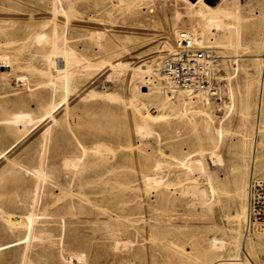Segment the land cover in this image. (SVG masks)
<instances>
[{
	"label": "rangeland",
	"instance_id": "obj_1",
	"mask_svg": "<svg viewBox=\"0 0 264 264\" xmlns=\"http://www.w3.org/2000/svg\"><path fill=\"white\" fill-rule=\"evenodd\" d=\"M130 2L0 0V264H224L234 255L227 244L215 252L212 241L230 244L238 235L236 194L251 156L236 130L244 84L261 74L264 0L239 1L240 47L226 30L198 46L223 61L215 63L223 79L220 97L207 100L205 132L201 100L185 113L162 111L160 83L145 74L174 55L175 33L192 35L197 11L180 0ZM52 41L68 68L47 63ZM64 89L68 100L43 117ZM256 96L254 87L251 103ZM221 129L219 163L197 150L212 149ZM200 165L218 190L217 213L198 202L209 187ZM248 256L260 264L264 252Z\"/></svg>",
	"mask_w": 264,
	"mask_h": 264
},
{
	"label": "bare ground",
	"instance_id": "obj_2",
	"mask_svg": "<svg viewBox=\"0 0 264 264\" xmlns=\"http://www.w3.org/2000/svg\"><path fill=\"white\" fill-rule=\"evenodd\" d=\"M105 1L106 0H98V4H103ZM136 1L137 0H135V3L130 2V3H132L131 5L137 4ZM180 1H182L188 7L189 10L195 11V12L197 11L196 12L197 13V18H196V20L194 22L195 23V27L193 29L192 35H190L189 33H185V34L189 35L190 40H191L192 44L194 45L195 49H204V48H200L198 46H202V44L206 41V39L209 41L210 37L212 39H214L216 37V35H219V32L223 31V30H226L230 34V37H232L231 40L234 42L235 49H236V46L240 47L241 44L238 41L240 39L237 36L235 37L236 29L241 26L240 25L241 23L244 22V21H242V22L239 23V20H237V18L240 15V13H239V8H240V2L239 1L240 0H223V1L220 0V2L218 3V5L215 8L210 7V5L213 2L212 0H198L197 2H196V0H180ZM230 1H232V2H230ZM117 2L119 4V6H122L123 3H124V0H117ZM131 5L129 7H131ZM131 9H132V7H131ZM129 11L130 10H128V12ZM126 13L127 12L125 11V14ZM136 15H137V13H136ZM197 29H199L203 33V35L198 36ZM102 34H100V33H92L90 38H92V36H95V38L97 40H100V38L105 37V36H103L104 34L103 35ZM175 34H176L175 37L179 38L181 33L177 32ZM92 39H94V38H92ZM211 44H213V43H211ZM214 44L216 45L217 43H214ZM51 45H52L51 49H52V52H53V53L52 52L51 53H52L53 57L52 58L49 57L47 59V63L48 64H53L55 61H59V63L62 64L63 69L68 68V63L66 62L65 58L64 57H58V56L55 55L56 50H57V44L52 41ZM218 45H223V44H218ZM10 46H11V44L9 45V47ZM262 50L264 52V41L262 43ZM209 54H210V62L214 65L215 71H216L217 62H220L222 64L223 61H218L217 60L215 62V59L213 58L211 53H209ZM218 58H222L223 59L224 57L223 56H218ZM219 60H221V59H219ZM79 62H81V61H79ZM224 62H225V58H224ZM256 65L261 68L260 78L256 79V81H249L246 84H244L245 85V90L247 91V93L244 95V97H242L240 99L239 109L241 111V115L239 116V124H238L237 130H236L237 134L239 133V135L240 134L242 135V141H241L242 148L244 150H246L248 152V154L251 156L249 171L246 173L245 177L243 178V181H242V184H241L240 189L238 191V194H236V196H237L236 199H238V201L240 203V208H239L240 210L234 216V221H235L234 228L236 229V233L238 235L230 244L229 243H225L223 241H221V242H218L216 240L212 241V249H214L215 252L219 251V250H222V249L226 250V247H225L226 244L228 246L233 247L234 255L228 253L227 259H226V261H224V264H256L248 256V254L250 256H252V257H257V255L259 253L264 252L263 243L259 242V240L262 237H264V223H254V224L249 223V220H248V209H247V201H248V196H249V191H250L249 188H250V185L252 184V182L254 180L253 179L250 182L248 180L250 178L249 176H252L253 174L256 175L257 177L261 176L260 178H262V179H259V180L257 179V181L264 183V157H262V158L255 157V153H256L258 147L261 146V144H262V140H263L262 131L264 130V57L260 58L259 56H256L255 66ZM120 66H122V64H119L118 67L120 69H123ZM148 66H149V64H148ZM110 67H111V69L115 68V67H113L111 65H110ZM118 67H117V69H119ZM145 68L146 67L141 66V67L138 68V70L139 69H141V70L144 69L145 70ZM159 69H160V64H157V62H151L150 66H149V69H147V71H145V74L148 75L146 77H149L150 79H155L157 82L160 83L159 92L165 94L162 98L157 100L158 108H160L163 111L166 108H168L169 106H174L176 108V110H177L176 113H179V111H182V112L185 113L187 111V109H188V108L186 109V107H188L190 104H194L195 103V102H192V101H196V103H197L198 100H201L203 103H201L202 104L201 105V109L198 112H201L204 116L202 118L199 117L200 119L198 121V125H199L200 129H202V131H204L206 126H207V124L210 123V121H208L210 119H209V117H208V115L206 113V110H207V108L209 106V103H208L207 100H213V99L210 97V95H208L205 92H198V94H191V93H188L185 90H182V89H179V88L176 89L175 87H172L167 81L164 80V78L162 77V74H160V70ZM138 70H132L133 72L132 71L131 72L133 74H135L136 71H138ZM244 72H246L247 76L249 75V73L247 71H244ZM34 73H35V70H34ZM216 76H217V74L215 75V82H216V84H218L217 80L222 81L221 79H223V78L217 77L218 79H216ZM254 87L256 88L257 96H256V100L255 101L253 100L254 103H251L250 102V92H251V90ZM63 92H64V99L61 100V102L50 106L49 108L46 107L47 110H46L45 114L43 113L44 114V115H42L43 117H45V116H48V118L50 116L52 117V114L57 109H59L61 107L60 106L61 103L62 102L65 103L68 100L69 96H68L67 90L64 89ZM168 94L173 95L172 98H169ZM173 99H174V102L172 101ZM230 100H231V103H232L233 96H231ZM142 107H143V105H142ZM198 112H195V113L197 114ZM185 116H187V115H185ZM143 118L144 119H148V118L152 119L153 117H151V115H144ZM155 121H157V120H155ZM196 123H197V121H196ZM218 131H219L218 134H217L218 137H217V140H216L215 144H214V141L211 140V142H213V144H214L212 149H208L207 148L209 146V144H208V146L206 148H204L203 150L200 148L197 151L198 152H200V151L201 152H204V151L208 152L209 151L210 152L209 155H210L211 159L214 160V158H216L217 161L220 163V161H221L220 155L218 153H216V151H213V150L217 148L220 140H222L223 136H225L224 135L225 132L222 129L218 130ZM241 135L239 137H241ZM214 161L216 162V160H214ZM201 163H203V162L201 161ZM190 165H189V167H190ZM196 166H199L197 164V162H196ZM191 167H192V165H191ZM200 167H201V165H200ZM200 167H198V168H200ZM192 168L194 170V167H192ZM201 168H202V170L200 169L202 171L201 173L203 174V176L206 177L205 181H207V184H208L209 187L206 188V189L199 190V192L201 191V194H200V198H199L198 202L205 209L210 210L213 213H217V210L214 209V203L213 202H214V198H215L216 193L218 192V190H216V188L211 184L212 180H211V177L209 176V172L207 171V169H204V167H201ZM195 169H196V167H195ZM44 175H45V173H44ZM40 177L43 178L42 175ZM153 180H155V179L153 178L152 181ZM196 188L197 187H195V189ZM35 191H36V189H35ZM190 191L193 192L194 190L192 189ZM195 191L197 192V190H195ZM39 192H40V190H39ZM207 197H208V199H207ZM208 200L210 201V203H209ZM243 227L245 229L246 235H243V232L242 233L240 232V230L243 229ZM255 233H257V234H255ZM189 258H190V256H189ZM222 263L223 262H220L219 260H217V261H214L211 264H222ZM260 264H264V258L262 259V262Z\"/></svg>",
	"mask_w": 264,
	"mask_h": 264
},
{
	"label": "built area",
	"instance_id": "obj_3",
	"mask_svg": "<svg viewBox=\"0 0 264 264\" xmlns=\"http://www.w3.org/2000/svg\"><path fill=\"white\" fill-rule=\"evenodd\" d=\"M174 55L164 58L160 64V74L176 89L191 94L205 92L212 99L220 97L215 82L214 65L206 49H195L188 34L181 33L175 42ZM247 201L249 223H264V183L253 181Z\"/></svg>",
	"mask_w": 264,
	"mask_h": 264
}]
</instances>
